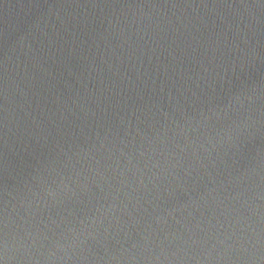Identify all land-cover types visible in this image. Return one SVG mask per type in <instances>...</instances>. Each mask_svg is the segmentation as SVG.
<instances>
[{"label": "water", "instance_id": "obj_1", "mask_svg": "<svg viewBox=\"0 0 264 264\" xmlns=\"http://www.w3.org/2000/svg\"><path fill=\"white\" fill-rule=\"evenodd\" d=\"M0 264H264V0H0Z\"/></svg>", "mask_w": 264, "mask_h": 264}]
</instances>
